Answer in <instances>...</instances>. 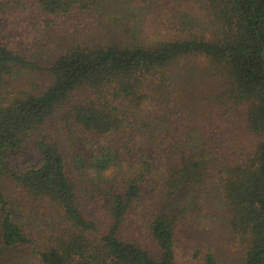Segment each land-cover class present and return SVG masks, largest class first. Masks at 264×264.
Here are the masks:
<instances>
[{
  "label": "trees",
  "instance_id": "trees-1",
  "mask_svg": "<svg viewBox=\"0 0 264 264\" xmlns=\"http://www.w3.org/2000/svg\"><path fill=\"white\" fill-rule=\"evenodd\" d=\"M185 1L125 42L109 0H0V264H264V0ZM151 197L150 245L126 228Z\"/></svg>",
  "mask_w": 264,
  "mask_h": 264
},
{
  "label": "rangeland",
  "instance_id": "rangeland-1",
  "mask_svg": "<svg viewBox=\"0 0 264 264\" xmlns=\"http://www.w3.org/2000/svg\"><path fill=\"white\" fill-rule=\"evenodd\" d=\"M116 1L121 0H109V3L105 4L104 19L101 24L104 36L108 37V39H117L125 42H132L136 39L151 42L163 38L166 29H164V24L161 25V19H165L167 22L168 19L177 16L178 12L174 10H176L178 5L183 4L185 0H154L153 2L152 0H145L150 5L143 4L139 6L132 3L134 0H122L119 4ZM157 13H159V18L155 20L153 17ZM97 143H91L89 147L96 148ZM12 159L19 168L26 169L38 162L39 156L33 147H26L21 153L14 154ZM143 202L145 203H142V206L137 208L134 225L127 227L126 232L136 238H140L139 233L142 234L141 240L151 245L149 227L152 209L156 201L151 197V199H145ZM215 204V209L217 210L218 204ZM209 219L210 214L205 213L201 218L189 223L191 233L189 232L188 235L195 239L211 233V237H213L215 222H211L213 220ZM137 230L140 232L138 233ZM190 245L187 242L188 248L181 254V257L187 261L193 258L194 249L189 248ZM29 250L30 252L26 251V249L22 252L19 251V255L14 256L12 261L15 264H39V257L36 251ZM234 254L230 246L219 250V256L223 264H231L235 257Z\"/></svg>",
  "mask_w": 264,
  "mask_h": 264
}]
</instances>
